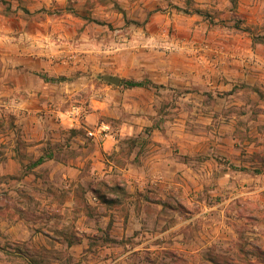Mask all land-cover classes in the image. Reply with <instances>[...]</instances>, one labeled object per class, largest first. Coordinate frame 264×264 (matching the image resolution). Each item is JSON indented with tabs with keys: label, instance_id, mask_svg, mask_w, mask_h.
<instances>
[{
	"label": "crops",
	"instance_id": "0c3cea01",
	"mask_svg": "<svg viewBox=\"0 0 264 264\" xmlns=\"http://www.w3.org/2000/svg\"><path fill=\"white\" fill-rule=\"evenodd\" d=\"M38 7L37 3H29L27 9ZM6 16L0 11V20ZM77 19L82 25L88 23L85 17ZM20 21L26 24L22 17ZM90 27L88 24L75 39L61 34L70 45L53 52L25 47L12 42L14 36L0 35V252L8 255L12 249L23 254L26 264H39L30 254L45 238L70 251L75 259L70 264H143L134 261L136 254L161 246L171 228L130 229L137 214L133 218L131 212H121L126 202L110 194L113 184L109 183V190L104 188L107 182L103 181L113 179L115 172L121 175L122 184L129 182L127 168L119 164L123 154L129 159V169L139 174L133 180V192H129L139 201L149 199L144 189L166 183L164 173L181 178V169L195 175L202 172L196 165L200 156L205 163L220 167V179L227 187L242 186L241 191L248 193L264 189V182L257 183L264 172L258 168L261 162L247 160L264 154L263 111L242 118L247 121L246 131L251 129L246 140L240 135L242 119L229 115H222L223 120L216 125L219 127L204 135L183 134L177 130L181 112L163 123L164 102L158 87L126 84L127 80H150L164 87L168 80L175 82V73H162L161 63L155 67L158 64L135 55L125 65L126 72L117 74L110 24H104L103 40L90 34ZM259 57L264 59V54ZM114 76L120 78L119 84L108 80ZM257 80L248 79L253 84ZM172 86L179 91L174 88L176 84ZM209 106L197 102L189 110ZM171 107L180 110L181 101L172 102ZM246 114L243 112V116ZM148 128L150 134L146 133ZM180 155L188 156V162ZM146 171L149 175L152 171V176L146 177ZM246 174L252 181L250 186L232 178L236 175L242 179ZM38 206L49 208V214L43 217ZM138 216L143 220L147 213ZM196 216L189 212L187 220ZM42 219L48 225L59 222L55 226L59 230L36 223ZM175 231L172 243L184 248L188 237L180 229ZM225 233L218 230V234ZM26 240L25 248L19 246L18 251L7 246ZM49 264L63 263L57 260Z\"/></svg>",
	"mask_w": 264,
	"mask_h": 264
},
{
	"label": "rangeland",
	"instance_id": "374dc122",
	"mask_svg": "<svg viewBox=\"0 0 264 264\" xmlns=\"http://www.w3.org/2000/svg\"><path fill=\"white\" fill-rule=\"evenodd\" d=\"M29 3H37L39 7L29 11ZM0 11L8 15L0 20V35L14 36L12 42L49 52L69 46L65 38L79 37L88 24L91 26L89 33L103 40L104 24L108 22L113 30L110 44L118 60L117 74L126 72L125 65L135 55L148 59L152 65L158 64L155 67L161 63L162 73L170 76L175 73V82L168 80L158 89L164 102L163 123L167 124V119L181 112L183 116L177 130L183 134L204 135L219 127L216 125H220L222 115L237 120L264 112V59L259 57L264 54V41H261L264 39V0H0ZM20 17L26 24L19 23ZM83 17L88 19L85 25L77 19ZM41 20L48 23L39 24ZM253 78L258 79L254 84L248 81ZM173 83L179 91H174ZM177 100L181 101L180 110L171 107ZM197 102L212 106L189 110V106ZM243 112L248 114L243 116ZM244 124L247 121L242 119L240 135L246 140L251 136V129L248 127L247 132ZM155 150L157 148L151 151ZM148 155L152 156V152ZM180 159L188 162V156L180 155ZM203 159V156L196 159V165L202 168L196 175L183 169L180 170L181 178L171 172L164 173L166 183L144 189V195L149 197L144 201L129 196L134 190L133 180L139 174L129 169L125 154L119 157V164L127 168L129 182L122 184L123 179L116 172L113 179L103 181L107 182L106 190L111 188L109 183L113 184L112 196L126 202L121 207L122 213L131 212L133 218L137 214L130 229L171 228L162 241L160 247L163 248L136 254L135 262L264 264V189L246 193L241 191L244 190L242 186L227 187L220 179V167L205 163ZM247 160L253 164L261 162L258 168L264 170V154L247 157ZM148 172L146 177L152 176V171L150 175ZM263 173L258 184L264 182ZM248 177L246 174L242 179H237L236 175L232 178L250 186L252 181ZM38 210L43 212V217L49 214L47 207L38 206ZM189 212L197 215L191 221L187 220ZM138 213H147V218L139 219ZM36 223L55 230H59L55 226L60 225L59 222L48 225L44 219ZM178 229L188 237V245L184 248L172 243V234ZM220 229L226 233L218 234ZM27 242L16 243V246L7 243V246L16 247L18 251L19 246L25 248ZM37 244L40 247L36 246L30 256L39 264L75 261L66 247L53 240L45 238ZM10 252L13 255L0 252V264H9L7 260L18 264L28 262L23 254L12 249Z\"/></svg>",
	"mask_w": 264,
	"mask_h": 264
},
{
	"label": "trees",
	"instance_id": "16d2710c",
	"mask_svg": "<svg viewBox=\"0 0 264 264\" xmlns=\"http://www.w3.org/2000/svg\"><path fill=\"white\" fill-rule=\"evenodd\" d=\"M233 1H235V0H233ZM177 8L181 9L180 6H177ZM261 41H264V39H262ZM126 84L129 86H154V87H158V88L160 87V85L153 84L150 80H141V81L127 80ZM148 130H149V128H148ZM38 162H40V161L38 160ZM242 169H247V168L242 167Z\"/></svg>",
	"mask_w": 264,
	"mask_h": 264
},
{
	"label": "water",
	"instance_id": "95a60500",
	"mask_svg": "<svg viewBox=\"0 0 264 264\" xmlns=\"http://www.w3.org/2000/svg\"><path fill=\"white\" fill-rule=\"evenodd\" d=\"M108 80L113 82L114 84H119L120 83V78L118 76L109 77Z\"/></svg>",
	"mask_w": 264,
	"mask_h": 264
},
{
	"label": "built area",
	"instance_id": "2783aa9c",
	"mask_svg": "<svg viewBox=\"0 0 264 264\" xmlns=\"http://www.w3.org/2000/svg\"><path fill=\"white\" fill-rule=\"evenodd\" d=\"M90 135H94V132H89Z\"/></svg>",
	"mask_w": 264,
	"mask_h": 264
}]
</instances>
